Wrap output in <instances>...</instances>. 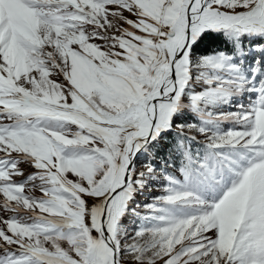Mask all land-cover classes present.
Returning a JSON list of instances; mask_svg holds the SVG:
<instances>
[{
  "label": "snow or ice",
  "instance_id": "snow-or-ice-1",
  "mask_svg": "<svg viewBox=\"0 0 264 264\" xmlns=\"http://www.w3.org/2000/svg\"><path fill=\"white\" fill-rule=\"evenodd\" d=\"M0 264H264V0H0Z\"/></svg>",
  "mask_w": 264,
  "mask_h": 264
}]
</instances>
